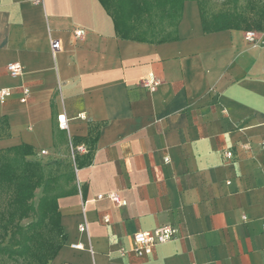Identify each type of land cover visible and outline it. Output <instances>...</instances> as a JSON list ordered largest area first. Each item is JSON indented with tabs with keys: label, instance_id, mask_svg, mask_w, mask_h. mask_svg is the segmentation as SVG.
Wrapping results in <instances>:
<instances>
[{
	"label": "crops",
	"instance_id": "obj_1",
	"mask_svg": "<svg viewBox=\"0 0 264 264\" xmlns=\"http://www.w3.org/2000/svg\"><path fill=\"white\" fill-rule=\"evenodd\" d=\"M0 89V149L74 166L49 264H264V28L207 32L188 0L176 39L141 42L100 0H0ZM163 225L175 238L139 256L134 234Z\"/></svg>",
	"mask_w": 264,
	"mask_h": 264
},
{
	"label": "trees",
	"instance_id": "obj_2",
	"mask_svg": "<svg viewBox=\"0 0 264 264\" xmlns=\"http://www.w3.org/2000/svg\"><path fill=\"white\" fill-rule=\"evenodd\" d=\"M100 1L112 16L120 38L141 42H165L177 38L183 4L188 0ZM195 1L199 2L203 27L207 32L242 28L261 31L264 28V10L261 20H251L238 9L241 0H230L234 9L218 13L207 12V0ZM142 21L147 22L144 29L141 26ZM159 25L162 27L159 31H163L161 37L156 36L160 33L156 30ZM0 155V186L13 189L10 223L16 218H35L33 225L27 229L18 223L13 225L8 243H0V262L4 259H22L34 261V264H49L66 240L62 233L58 200L74 190L73 163L61 172L42 160L30 159L35 152L28 145L0 149ZM37 190H41V195L35 204ZM42 229H47L54 236H46Z\"/></svg>",
	"mask_w": 264,
	"mask_h": 264
},
{
	"label": "built area",
	"instance_id": "obj_3",
	"mask_svg": "<svg viewBox=\"0 0 264 264\" xmlns=\"http://www.w3.org/2000/svg\"><path fill=\"white\" fill-rule=\"evenodd\" d=\"M40 2L41 0H36ZM84 35V31L82 29L75 30V36L77 38H82ZM246 39L249 42H254L256 37L254 32H247ZM61 49V43L59 40L54 39L51 42V54L54 56L56 52ZM7 70L12 76H20L24 68L19 63H12L7 65ZM160 84V80L150 77L146 78L142 81V85L150 91H155ZM11 95L10 89H0V102L4 103L7 98ZM30 95V91L28 88L23 89V97L20 99L21 102H27ZM59 126L62 129L67 128V120L65 116L58 117ZM85 148L78 147L76 151H83ZM73 151V150H72ZM42 154H46V151H43ZM226 157L231 158L232 153L230 151L226 152ZM98 200L108 199L115 203L118 206L125 205V201L122 200L120 194L118 192H109L107 194H100L97 196ZM105 222H110V218H104ZM81 231H87V225L80 226ZM177 234V230L170 225L159 226L153 230L149 231H140L134 234V244L135 251L139 256H147L153 253L155 247L160 244H164L169 242L175 238ZM74 248H82V245H74Z\"/></svg>",
	"mask_w": 264,
	"mask_h": 264
},
{
	"label": "rangeland",
	"instance_id": "obj_4",
	"mask_svg": "<svg viewBox=\"0 0 264 264\" xmlns=\"http://www.w3.org/2000/svg\"><path fill=\"white\" fill-rule=\"evenodd\" d=\"M206 8L207 12L209 13H218L223 11H232L234 9V6L230 3V0H207L206 1ZM238 9L243 12L247 17H250L251 20H261V14L264 10V0H241ZM142 24V25H141ZM140 25L144 28H146V21H142ZM156 29L159 31L162 27L159 25ZM160 33L157 34V37H161V33L163 31H159ZM158 39V38H157ZM156 39V40H157ZM1 156V155H0ZM43 163L46 161L43 160ZM41 195V190L36 191V198L34 199V203L36 204L38 202V198ZM13 197V189L11 187L0 186V243L6 245L8 243L9 237L13 231V225L15 223L20 224L25 229L30 228L33 225V222H35V218L31 217L24 220H14L13 223H10L9 214L11 212L12 201ZM46 236H54L53 234H50L47 229L41 230ZM1 262H5L6 264H34V261L29 260H2ZM0 262V264H1Z\"/></svg>",
	"mask_w": 264,
	"mask_h": 264
}]
</instances>
